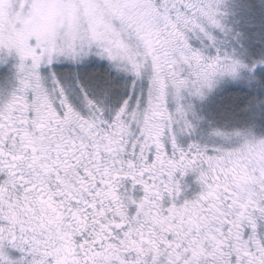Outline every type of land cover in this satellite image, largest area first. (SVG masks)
<instances>
[{
    "label": "snow or ice",
    "instance_id": "1",
    "mask_svg": "<svg viewBox=\"0 0 264 264\" xmlns=\"http://www.w3.org/2000/svg\"><path fill=\"white\" fill-rule=\"evenodd\" d=\"M0 264H264V0H0Z\"/></svg>",
    "mask_w": 264,
    "mask_h": 264
}]
</instances>
